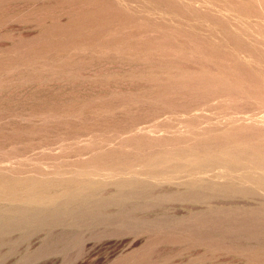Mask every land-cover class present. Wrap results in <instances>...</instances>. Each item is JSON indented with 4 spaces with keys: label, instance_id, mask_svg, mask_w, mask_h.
Listing matches in <instances>:
<instances>
[{
    "label": "rangeland",
    "instance_id": "obj_1",
    "mask_svg": "<svg viewBox=\"0 0 264 264\" xmlns=\"http://www.w3.org/2000/svg\"><path fill=\"white\" fill-rule=\"evenodd\" d=\"M0 264H264V0H0Z\"/></svg>",
    "mask_w": 264,
    "mask_h": 264
}]
</instances>
